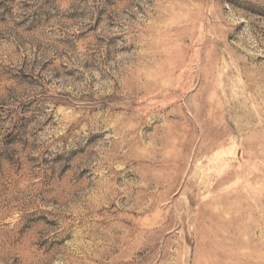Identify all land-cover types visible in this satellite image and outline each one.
Listing matches in <instances>:
<instances>
[{
	"label": "rangeland",
	"instance_id": "rangeland-1",
	"mask_svg": "<svg viewBox=\"0 0 264 264\" xmlns=\"http://www.w3.org/2000/svg\"><path fill=\"white\" fill-rule=\"evenodd\" d=\"M0 264H264V0H0Z\"/></svg>",
	"mask_w": 264,
	"mask_h": 264
}]
</instances>
